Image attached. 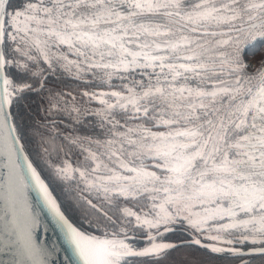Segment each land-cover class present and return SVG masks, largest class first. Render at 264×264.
Listing matches in <instances>:
<instances>
[{"label":"snow or ice","instance_id":"obj_1","mask_svg":"<svg viewBox=\"0 0 264 264\" xmlns=\"http://www.w3.org/2000/svg\"><path fill=\"white\" fill-rule=\"evenodd\" d=\"M257 41L264 0H0V264L61 251L64 264H164L178 228L212 253H264ZM58 71L83 90L47 87ZM27 93L43 110L31 139L75 186L78 223L31 159L13 111ZM30 190L60 230L55 248L35 237Z\"/></svg>","mask_w":264,"mask_h":264},{"label":"trees","instance_id":"obj_2","mask_svg":"<svg viewBox=\"0 0 264 264\" xmlns=\"http://www.w3.org/2000/svg\"><path fill=\"white\" fill-rule=\"evenodd\" d=\"M256 45L259 49L257 54H261L260 52L262 51L264 44L257 41ZM114 83L119 84V81L115 80ZM84 86V82L77 81L59 71L56 75L50 76V82L47 85V87H56L57 89L65 91L72 89L77 92L82 91ZM13 111L17 113V123L21 125V130L25 133V139L29 141L28 149L31 152V159L34 162V166H36L38 171L41 172L42 178L48 184L57 203L60 204L61 210L72 222L78 223L84 209L76 202L77 191L75 186L61 182L55 177L52 169L48 167L49 158H41V155L38 154L40 151L37 143L38 138L31 139L32 125L34 122L39 121L43 115L41 98L34 93H27L25 99L14 104ZM93 119L94 118L92 117H88L89 121ZM89 131H91L90 126ZM71 159L75 161L76 158L73 156ZM51 162L59 163V159L53 156ZM188 239V233H185L179 228L176 232L169 233L167 236V240L173 243ZM255 246L256 245L252 244L239 245V247H242L243 249ZM240 259L242 258L235 257L228 253H212L210 250L204 248L184 245L173 249L168 254L164 264H234ZM246 260L247 262L245 264H264V255L248 257Z\"/></svg>","mask_w":264,"mask_h":264},{"label":"water","instance_id":"obj_3","mask_svg":"<svg viewBox=\"0 0 264 264\" xmlns=\"http://www.w3.org/2000/svg\"><path fill=\"white\" fill-rule=\"evenodd\" d=\"M28 198L38 218L37 228L35 230V237L37 238L38 242L46 245L49 248L57 247L60 243H62V240L60 230L57 227L55 221L53 220L52 216L48 213L47 209L43 207L42 202L38 199L37 193L34 190L29 191ZM202 243L207 244L203 241ZM175 244L178 246L191 245L198 248H202L198 245L191 243V236L188 240H184ZM259 247L260 246L241 249L244 253L242 256L233 255L235 257L243 258V260L236 264H244L246 262V258L248 257L264 255V253H261L259 251H252V249H259ZM64 259V252L61 251L57 253L54 264H64Z\"/></svg>","mask_w":264,"mask_h":264},{"label":"rangeland","instance_id":"obj_4","mask_svg":"<svg viewBox=\"0 0 264 264\" xmlns=\"http://www.w3.org/2000/svg\"><path fill=\"white\" fill-rule=\"evenodd\" d=\"M261 54H257L256 55V57H255V59H260L262 56H264V45H263V49H262V51L260 52ZM244 59L245 60H247V61H249V62H253V58L251 57V56H249V55H245L244 56ZM189 235V234H188ZM189 237H190V235H189ZM203 242H205V243H207V244H211L212 242L211 241H207V240H202ZM239 245H241V244H235V245H220L221 247H225V248H228V247H234V248H237V249H243L242 247H239ZM257 246V245H256ZM255 246V247H256ZM250 248V247H249ZM205 249H207V248H205ZM207 250H209V249H207ZM224 253H228V254H230V255H233L232 253H230V252H227V251H225ZM241 260H243V258L242 259H240L238 262H240ZM238 262H236V263H238ZM246 262H247V260H246ZM245 262V263H246ZM236 263H234V264H236ZM244 263V264H245Z\"/></svg>","mask_w":264,"mask_h":264}]
</instances>
